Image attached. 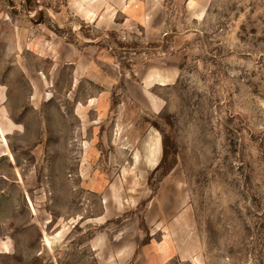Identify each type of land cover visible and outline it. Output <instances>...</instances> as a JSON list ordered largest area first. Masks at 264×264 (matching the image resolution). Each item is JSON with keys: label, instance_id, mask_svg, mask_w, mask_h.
<instances>
[{"label": "rangeland", "instance_id": "374dc122", "mask_svg": "<svg viewBox=\"0 0 264 264\" xmlns=\"http://www.w3.org/2000/svg\"><path fill=\"white\" fill-rule=\"evenodd\" d=\"M0 126V264H264V0H0Z\"/></svg>", "mask_w": 264, "mask_h": 264}, {"label": "crops", "instance_id": "0c3cea01", "mask_svg": "<svg viewBox=\"0 0 264 264\" xmlns=\"http://www.w3.org/2000/svg\"><path fill=\"white\" fill-rule=\"evenodd\" d=\"M0 129L3 130V128H2L1 126H0ZM155 155H156V156H155V159H154V160L148 161L150 165H154V164H156V160H157V158H158L159 151L156 150V151H155ZM151 159H152V158H151Z\"/></svg>", "mask_w": 264, "mask_h": 264}, {"label": "bare ground", "instance_id": "6f19581e", "mask_svg": "<svg viewBox=\"0 0 264 264\" xmlns=\"http://www.w3.org/2000/svg\"><path fill=\"white\" fill-rule=\"evenodd\" d=\"M157 144V143H156ZM157 147V146H156ZM155 151H156V149H155ZM155 159V155L153 156V158H152V160H154Z\"/></svg>", "mask_w": 264, "mask_h": 264}]
</instances>
